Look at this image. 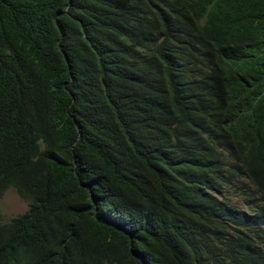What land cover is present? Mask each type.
<instances>
[{"label":"trees","instance_id":"obj_1","mask_svg":"<svg viewBox=\"0 0 264 264\" xmlns=\"http://www.w3.org/2000/svg\"><path fill=\"white\" fill-rule=\"evenodd\" d=\"M0 264H264V0H0Z\"/></svg>","mask_w":264,"mask_h":264},{"label":"rangeland","instance_id":"obj_2","mask_svg":"<svg viewBox=\"0 0 264 264\" xmlns=\"http://www.w3.org/2000/svg\"><path fill=\"white\" fill-rule=\"evenodd\" d=\"M30 200L22 197L13 187H9L0 197V215L6 221L24 213L29 206Z\"/></svg>","mask_w":264,"mask_h":264},{"label":"clouds","instance_id":"obj_3","mask_svg":"<svg viewBox=\"0 0 264 264\" xmlns=\"http://www.w3.org/2000/svg\"><path fill=\"white\" fill-rule=\"evenodd\" d=\"M13 188H14V187H13ZM7 189H8V188H7ZM7 189H6V190H7ZM14 189H15V188H14ZM15 190H16V189H15ZM17 193H18V192H17ZM2 195H3V194H2ZM21 214H22V213H21ZM10 219H11V218H10ZM2 221H4V220L2 219ZM6 221H7V220H6Z\"/></svg>","mask_w":264,"mask_h":264}]
</instances>
